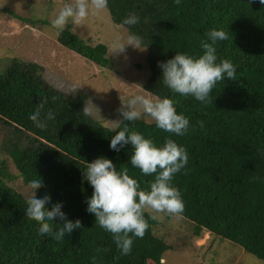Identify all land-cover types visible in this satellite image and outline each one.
Listing matches in <instances>:
<instances>
[{"label":"trees","instance_id":"1","mask_svg":"<svg viewBox=\"0 0 264 264\" xmlns=\"http://www.w3.org/2000/svg\"><path fill=\"white\" fill-rule=\"evenodd\" d=\"M107 10L116 24L148 44L150 76L144 87L173 99L177 112L188 117L189 130L175 136L142 117L121 124L129 123L157 143L169 137L182 144L188 163L172 180L184 201L181 216L264 260V5L259 0H108ZM129 13L137 14L139 22L122 25ZM212 28L226 31L228 38L216 44L217 56L231 60L236 74L234 80L217 82L205 105L172 93L162 83L157 61L177 51L201 54L200 40ZM57 39L99 67L112 66L103 43L86 42L68 30ZM86 98L83 92L55 88L33 61L13 59L0 73V124L9 133L4 150L25 183L35 174L42 177L37 195L46 190L52 203L63 202L68 219L81 223L59 241L41 236L37 221L25 216L26 197L0 178V264H92L93 255L96 264H162L167 246L148 228L122 256L112 234L86 211L92 189L82 172L98 156L112 160L117 169L127 168L141 189L147 190L154 178L131 166L129 145L119 152L109 149L112 128L84 113ZM41 100L42 117L48 109L55 113L44 128L29 119ZM144 215L149 224L151 216Z\"/></svg>","mask_w":264,"mask_h":264},{"label":"clouds","instance_id":"2","mask_svg":"<svg viewBox=\"0 0 264 264\" xmlns=\"http://www.w3.org/2000/svg\"><path fill=\"white\" fill-rule=\"evenodd\" d=\"M259 3L264 5V0H259ZM107 7L108 0H66L51 20V25L58 37L69 23L73 26L80 25L90 11L95 13ZM139 19L137 14L129 13L122 18L121 24L135 25ZM205 36L206 39L199 43L201 54L177 51L172 57L157 61V66L161 70L162 83L172 93L182 97L191 96L206 105L217 82L224 81L225 78L235 79L236 67L229 59L218 60L216 44L228 38L226 31L212 28ZM126 46L143 51L148 44L135 32L114 33L112 53H124ZM122 105L127 106L118 109L124 121L133 122L145 114L157 129L166 133L183 136L189 130L188 117L177 112L173 99L167 96L135 94ZM43 109L44 101L41 100L29 116L40 128H44L47 121L55 117L51 109L45 111L42 117ZM83 111L85 114L90 113L88 107H83ZM112 122L114 134L110 136L109 149L119 152L125 145H129L131 153L128 160L131 166L138 168L145 176L154 174L147 190L141 189L138 181L128 174L127 168L117 169L113 161L105 156H98L87 162L86 170L82 172V179L92 189L91 195L85 198L86 211L94 215V221L101 229L112 234L116 248L124 256L132 251L133 238L143 237L149 226L144 215L146 210H151L150 218L153 220L158 218L157 213L176 217L183 213L184 201L172 180L175 174L185 168L188 154L182 144L169 137H165L162 143H157L151 137L131 129L129 123L121 124L119 120ZM42 185V177L36 174L28 181L31 191L25 200V216L37 221L38 234L59 241L74 229H80L81 223L79 219H68L67 214L61 210L63 202L52 203L46 190L37 195L35 190ZM49 204L50 207L46 206ZM91 261L96 264L95 255L91 257Z\"/></svg>","mask_w":264,"mask_h":264},{"label":"rangeland","instance_id":"3","mask_svg":"<svg viewBox=\"0 0 264 264\" xmlns=\"http://www.w3.org/2000/svg\"><path fill=\"white\" fill-rule=\"evenodd\" d=\"M66 0H0V73L13 59L33 61L42 67V75L55 88L70 94H86L90 115L112 128V121L122 117L118 111L135 94L149 95L144 84L150 76L147 48L143 51L125 47L124 53H112L113 35L126 34L127 29L116 24L107 9L89 12L80 25L65 27L89 43L107 46V57L112 66L99 67L87 58L59 43L51 25L59 8ZM17 14L21 18L12 16ZM93 105H92V104ZM152 121L145 114L141 116ZM7 128L0 124V178L24 197L30 188L4 150ZM152 215L151 210L145 211ZM148 229L151 235L167 246L162 264H264V260L247 252L239 244L217 234H210L203 244L196 238L204 228L183 216L157 213ZM206 230V229H205Z\"/></svg>","mask_w":264,"mask_h":264},{"label":"crops","instance_id":"4","mask_svg":"<svg viewBox=\"0 0 264 264\" xmlns=\"http://www.w3.org/2000/svg\"><path fill=\"white\" fill-rule=\"evenodd\" d=\"M210 234H212L210 231L204 229V233L199 235L196 238L197 244H199V241L202 240L203 244L206 242V239L210 238ZM166 259L162 256L161 263H165Z\"/></svg>","mask_w":264,"mask_h":264}]
</instances>
